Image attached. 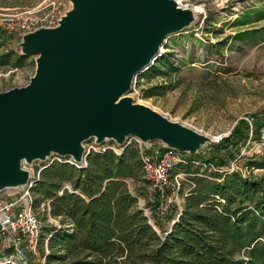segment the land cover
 Listing matches in <instances>:
<instances>
[{"label": "water", "instance_id": "water-1", "mask_svg": "<svg viewBox=\"0 0 264 264\" xmlns=\"http://www.w3.org/2000/svg\"><path fill=\"white\" fill-rule=\"evenodd\" d=\"M70 2L58 27L25 37L22 53L38 56L30 83L0 93V192L26 186L34 161L56 154L82 163L91 139L123 146L136 137L181 153L209 141L128 96L193 11L176 0Z\"/></svg>", "mask_w": 264, "mask_h": 264}, {"label": "trees", "instance_id": "trees-1", "mask_svg": "<svg viewBox=\"0 0 264 264\" xmlns=\"http://www.w3.org/2000/svg\"><path fill=\"white\" fill-rule=\"evenodd\" d=\"M262 18L264 12L258 17ZM235 23L249 24L244 19ZM247 35L253 33L242 32L239 37ZM26 58L14 51L1 53L0 69L22 68ZM171 60L170 52L161 54L144 72L145 77L168 75L173 70ZM164 89L151 86L143 94L153 98L162 95ZM244 126L248 128L244 123L239 128ZM197 161L185 159L173 170L187 175L190 189L184 195L181 188L183 210L171 230L163 231L164 237L139 207L137 196L143 193L136 190L134 194L129 186V182L150 184L134 144L126 146L120 155L112 150L92 152L86 168L55 162L42 169L40 180L33 186V193L41 198L34 207L49 201L51 216L61 219L60 228L42 227L39 252L45 264H240L235 258L243 248L252 247L251 254L260 252L257 248L264 246L259 241L264 236V176L244 178L239 172H211L195 166ZM212 161L204 159L201 163L215 168ZM252 166L264 168V159ZM66 184L72 192L63 189ZM149 205L159 217L158 204ZM158 222L155 220L160 227ZM260 253L261 258L264 251Z\"/></svg>", "mask_w": 264, "mask_h": 264}, {"label": "rangeland", "instance_id": "rangeland-1", "mask_svg": "<svg viewBox=\"0 0 264 264\" xmlns=\"http://www.w3.org/2000/svg\"><path fill=\"white\" fill-rule=\"evenodd\" d=\"M43 1L0 0V54L14 51L24 55L25 37L29 33L16 31V26L26 19V11L36 8ZM55 1L63 3L70 0ZM180 4L191 9L194 18L186 29L169 36L163 45L161 54H172L173 70L168 75L153 79L146 78L144 72L138 74L128 96L135 103L146 105L208 137L209 141L201 142L191 152L183 153L186 160L199 161L195 166L224 174L239 172L244 178L264 176V168L252 166L253 162L264 159V124L261 125L264 123V18L258 19L264 12V0H180ZM67 8L71 10L72 7L67 4ZM241 19L249 24L236 25V20ZM242 32L253 35L239 37ZM26 56L28 58L22 68L0 69V93L30 83L36 72L38 56ZM151 86H163V94L145 98L143 91ZM243 123L248 128H239ZM225 140L229 141L223 143ZM114 145L119 144L115 142ZM54 156L25 165L31 173V181H39L42 169L59 162L53 160ZM210 158L215 168L201 163ZM69 159L61 157L62 163H67ZM176 176L180 184L178 186L175 181L176 188H179V192L183 188V194H187L190 189L186 183L187 175L181 171L173 172L172 179L175 180ZM129 186L134 194L136 190L143 193L137 196L139 207L144 210L157 233L164 237L163 231L171 230L183 210L184 196L178 194L171 203H168V199L164 203L148 183L129 182ZM63 189L73 191L67 184ZM24 191L22 187L4 189L0 197L15 198ZM31 194L34 203L41 199L33 193V188ZM47 202L41 201L34 207L42 226L60 228L61 219L49 214L43 205ZM150 202L158 204L162 211L159 217L150 207ZM174 209L176 217L172 220L170 215ZM155 220L159 221L160 227ZM259 241L264 244V236ZM6 244V241L0 243V264L5 263L4 258L15 260L13 251L8 252ZM251 249L243 248L236 254L235 260L240 264H264V254L259 257L264 246L260 245L257 248L260 252L255 254H251ZM28 258L31 264L46 263L41 254H29Z\"/></svg>", "mask_w": 264, "mask_h": 264}, {"label": "built area", "instance_id": "built-area-1", "mask_svg": "<svg viewBox=\"0 0 264 264\" xmlns=\"http://www.w3.org/2000/svg\"><path fill=\"white\" fill-rule=\"evenodd\" d=\"M67 4L71 6L70 1L61 3L55 0H44L36 8L24 13L26 19L19 21L16 31L30 34L40 29L58 27L62 18L69 11ZM90 142L92 143L84 144L85 151L89 155L92 152L102 153L107 150H112L120 155L126 146L134 144L139 149L144 177L150 183L151 190L157 192L164 203L166 199H168V203H171L172 198L179 194V188H176V183L180 186L178 177L176 176L173 180L172 172L176 165L185 162L183 153L167 148L160 141L145 143L136 137H128L123 146L114 145L115 142L110 140L101 145L96 143V139H91ZM53 160L62 162L58 155L54 156ZM67 163L82 169L88 166V158H83V162L80 164L73 159L67 160ZM37 181L30 180L25 187H22L23 190L25 189L24 194L18 197H0V243L7 242L6 247L12 249L15 259L4 258V264H31L32 262L28 260L29 254L32 256L40 254L39 244L43 226L40 216L34 209V198L31 194V189ZM47 204L43 205L51 214L50 202L48 201ZM47 242L48 240H46V252L49 253Z\"/></svg>", "mask_w": 264, "mask_h": 264}, {"label": "bare ground", "instance_id": "bare-ground-1", "mask_svg": "<svg viewBox=\"0 0 264 264\" xmlns=\"http://www.w3.org/2000/svg\"><path fill=\"white\" fill-rule=\"evenodd\" d=\"M179 4H180V0H176ZM181 5V4H180ZM184 7V6H183ZM186 8V7H185ZM163 51V46H161V48H160V52H162Z\"/></svg>", "mask_w": 264, "mask_h": 264}]
</instances>
